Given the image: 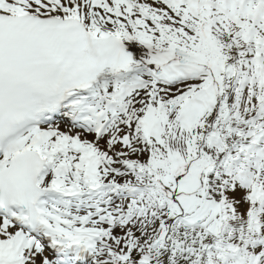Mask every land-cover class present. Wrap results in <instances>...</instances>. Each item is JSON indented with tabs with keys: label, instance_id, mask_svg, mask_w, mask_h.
I'll use <instances>...</instances> for the list:
<instances>
[{
	"label": "snow or ice",
	"instance_id": "obj_1",
	"mask_svg": "<svg viewBox=\"0 0 264 264\" xmlns=\"http://www.w3.org/2000/svg\"><path fill=\"white\" fill-rule=\"evenodd\" d=\"M0 264H264V0H0Z\"/></svg>",
	"mask_w": 264,
	"mask_h": 264
}]
</instances>
